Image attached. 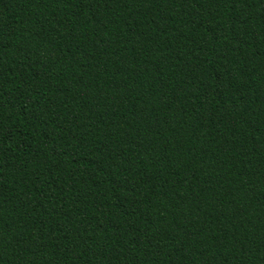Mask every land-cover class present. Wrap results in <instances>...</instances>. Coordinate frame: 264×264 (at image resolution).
<instances>
[{
  "label": "trees",
  "instance_id": "1",
  "mask_svg": "<svg viewBox=\"0 0 264 264\" xmlns=\"http://www.w3.org/2000/svg\"><path fill=\"white\" fill-rule=\"evenodd\" d=\"M0 264H264V0H0Z\"/></svg>",
  "mask_w": 264,
  "mask_h": 264
}]
</instances>
